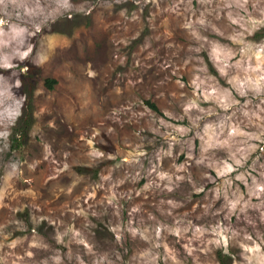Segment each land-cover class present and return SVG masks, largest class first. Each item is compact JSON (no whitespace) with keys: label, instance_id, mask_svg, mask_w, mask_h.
<instances>
[{"label":"rangeland","instance_id":"obj_1","mask_svg":"<svg viewBox=\"0 0 264 264\" xmlns=\"http://www.w3.org/2000/svg\"><path fill=\"white\" fill-rule=\"evenodd\" d=\"M69 2L0 6V264H264V0Z\"/></svg>","mask_w":264,"mask_h":264},{"label":"clouds","instance_id":"obj_2","mask_svg":"<svg viewBox=\"0 0 264 264\" xmlns=\"http://www.w3.org/2000/svg\"><path fill=\"white\" fill-rule=\"evenodd\" d=\"M7 3L15 4L16 0H0V6H6ZM61 6L64 8V10H70L72 8V5L70 4L69 0H62ZM3 8H0V11H2ZM4 23L3 20H0V25ZM26 53H19V58L23 59L25 57ZM10 65H0V67H8ZM15 167V165H13Z\"/></svg>","mask_w":264,"mask_h":264},{"label":"trees","instance_id":"obj_3","mask_svg":"<svg viewBox=\"0 0 264 264\" xmlns=\"http://www.w3.org/2000/svg\"><path fill=\"white\" fill-rule=\"evenodd\" d=\"M55 84V81L54 80H52V79H46L45 81H44V85L48 88V89H51L52 87H53V85ZM146 105L150 108V109H152L153 111H156V107H155V105L154 104H152V103H150V102H146ZM29 121H27V122H25V126L23 127V129H21L20 130V132L18 131H15L14 132V134H16V133H20V134H22V136L23 135H25V132H26V130H28L29 129ZM14 138V137H13ZM13 142H17V140L15 139V140H13ZM80 170V169H79ZM80 171H82V170H80Z\"/></svg>","mask_w":264,"mask_h":264}]
</instances>
